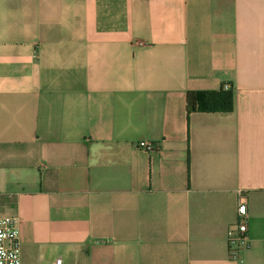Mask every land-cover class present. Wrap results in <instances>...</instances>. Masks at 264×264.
I'll use <instances>...</instances> for the list:
<instances>
[{
	"label": "crops",
	"instance_id": "crops-1",
	"mask_svg": "<svg viewBox=\"0 0 264 264\" xmlns=\"http://www.w3.org/2000/svg\"><path fill=\"white\" fill-rule=\"evenodd\" d=\"M0 213L21 264H264V0H0Z\"/></svg>",
	"mask_w": 264,
	"mask_h": 264
},
{
	"label": "built area",
	"instance_id": "built-area-1",
	"mask_svg": "<svg viewBox=\"0 0 264 264\" xmlns=\"http://www.w3.org/2000/svg\"><path fill=\"white\" fill-rule=\"evenodd\" d=\"M136 143L146 149L154 146L153 141L146 139H139ZM246 216L245 201L238 197L235 205V217L225 229L227 253L232 258L240 259L238 248L249 244ZM59 259L56 257L55 261L58 262ZM0 264H21L18 215L16 213H0Z\"/></svg>",
	"mask_w": 264,
	"mask_h": 264
},
{
	"label": "trees",
	"instance_id": "trees-1",
	"mask_svg": "<svg viewBox=\"0 0 264 264\" xmlns=\"http://www.w3.org/2000/svg\"><path fill=\"white\" fill-rule=\"evenodd\" d=\"M184 100L186 111H228L232 106L231 87L222 82L214 88H188Z\"/></svg>",
	"mask_w": 264,
	"mask_h": 264
},
{
	"label": "rangeland",
	"instance_id": "rangeland-1",
	"mask_svg": "<svg viewBox=\"0 0 264 264\" xmlns=\"http://www.w3.org/2000/svg\"><path fill=\"white\" fill-rule=\"evenodd\" d=\"M23 263L24 264H32V258L30 256L26 255V251H24V254H23ZM36 264H48V263H44L43 261L42 262L38 261V262H36ZM52 264H55V263H52Z\"/></svg>",
	"mask_w": 264,
	"mask_h": 264
}]
</instances>
